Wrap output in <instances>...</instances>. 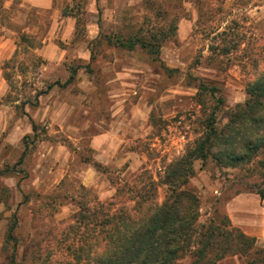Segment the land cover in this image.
Wrapping results in <instances>:
<instances>
[{
	"label": "clouds",
	"instance_id": "1",
	"mask_svg": "<svg viewBox=\"0 0 264 264\" xmlns=\"http://www.w3.org/2000/svg\"><path fill=\"white\" fill-rule=\"evenodd\" d=\"M262 172L264 0H0V264H264Z\"/></svg>",
	"mask_w": 264,
	"mask_h": 264
},
{
	"label": "trees",
	"instance_id": "2",
	"mask_svg": "<svg viewBox=\"0 0 264 264\" xmlns=\"http://www.w3.org/2000/svg\"><path fill=\"white\" fill-rule=\"evenodd\" d=\"M132 41L125 45L121 40L122 46H130ZM223 162V161H222ZM86 211V210H84ZM228 219V217H226ZM88 217H82V220H86ZM199 216L191 217H179L175 213H165L162 217L156 220L154 227L150 228L147 232L137 238L135 243L128 248L127 253L122 258L114 259L113 264H155L159 256V250L157 248V231L171 232L173 236L183 238L193 231V225L198 223ZM180 224V231L177 232L174 229V225ZM199 224V223H198ZM215 222H209L206 224H199L200 228L207 227L206 232H202L203 247L199 253H197L196 264H202L205 254L208 250L215 246V241L218 238V230L215 228ZM143 256V260L140 257ZM177 257V252L169 253L168 264H171L172 260Z\"/></svg>",
	"mask_w": 264,
	"mask_h": 264
},
{
	"label": "crops",
	"instance_id": "3",
	"mask_svg": "<svg viewBox=\"0 0 264 264\" xmlns=\"http://www.w3.org/2000/svg\"><path fill=\"white\" fill-rule=\"evenodd\" d=\"M249 214L250 213L247 211V205L241 202L235 212H232L231 209L228 210L227 217L231 221L238 218L242 219L244 217H247Z\"/></svg>",
	"mask_w": 264,
	"mask_h": 264
},
{
	"label": "rangeland",
	"instance_id": "4",
	"mask_svg": "<svg viewBox=\"0 0 264 264\" xmlns=\"http://www.w3.org/2000/svg\"><path fill=\"white\" fill-rule=\"evenodd\" d=\"M122 41H123V40H122ZM220 175H221V174H220L219 172H217L216 175H215L214 177H212V179H213L214 181H216L217 183H219ZM224 175L227 176V172H225ZM261 175H264V172H262ZM250 187L254 188V187H256V185H250ZM161 202H162V201H161ZM198 223H199V224H206V223H208V220H205V219L203 218V215H200V216H199V219H198Z\"/></svg>",
	"mask_w": 264,
	"mask_h": 264
}]
</instances>
